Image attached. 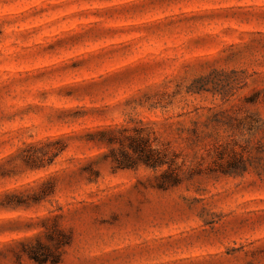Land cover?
<instances>
[{
	"label": "rangeland",
	"instance_id": "374dc122",
	"mask_svg": "<svg viewBox=\"0 0 264 264\" xmlns=\"http://www.w3.org/2000/svg\"><path fill=\"white\" fill-rule=\"evenodd\" d=\"M263 88L264 0H0V264H39L24 246L48 234L71 241L58 264H264V158L223 175L208 141L264 118ZM141 126L191 180L159 190L88 140Z\"/></svg>",
	"mask_w": 264,
	"mask_h": 264
},
{
	"label": "trees",
	"instance_id": "16d2710c",
	"mask_svg": "<svg viewBox=\"0 0 264 264\" xmlns=\"http://www.w3.org/2000/svg\"><path fill=\"white\" fill-rule=\"evenodd\" d=\"M249 105L264 104V88L254 90L245 98ZM232 134L226 137V141L208 140L212 148L222 156L230 149V159L225 165H220L218 170L223 175H243L251 167H258L264 158V118L258 114H247L245 116H230L227 123ZM197 122L194 128L188 132L187 140L191 143H201L207 141L210 136L198 130ZM239 131L244 138V142L237 134ZM89 141L105 145L108 149L105 154L115 170L136 169L140 165L146 168L161 172L154 177L155 182L152 187L159 190H169L179 187L184 182L191 180L194 175L192 162L188 164V157L181 151L176 150L170 142H161L156 131L144 126L133 129H100L88 134ZM60 142V141H57ZM209 143V145H210ZM240 150H237V149ZM181 160V161H180ZM89 170V169H88ZM92 171V170H90ZM94 175L98 177V172L94 170ZM49 192H45L37 198L39 202ZM52 193V192H50ZM26 202L18 201L16 205H23ZM63 234V230L56 229ZM48 242L38 239L35 244H25L24 253L39 264H58L61 260V247L70 244V240L61 242L55 238L54 234H48Z\"/></svg>",
	"mask_w": 264,
	"mask_h": 264
},
{
	"label": "snow or ice",
	"instance_id": "6c2138e0",
	"mask_svg": "<svg viewBox=\"0 0 264 264\" xmlns=\"http://www.w3.org/2000/svg\"><path fill=\"white\" fill-rule=\"evenodd\" d=\"M17 264H19V262L17 261Z\"/></svg>",
	"mask_w": 264,
	"mask_h": 264
}]
</instances>
